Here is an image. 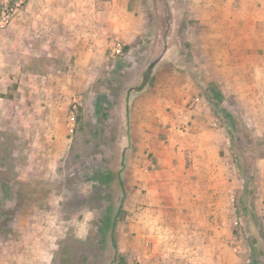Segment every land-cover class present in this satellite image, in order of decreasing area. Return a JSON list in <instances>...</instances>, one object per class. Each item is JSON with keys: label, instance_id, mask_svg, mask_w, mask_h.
<instances>
[{"label": "rangeland", "instance_id": "rangeland-1", "mask_svg": "<svg viewBox=\"0 0 264 264\" xmlns=\"http://www.w3.org/2000/svg\"><path fill=\"white\" fill-rule=\"evenodd\" d=\"M75 1L85 7L100 0ZM192 1L137 0L128 10L139 5L148 11V38L127 44L119 40L123 53L113 56L109 47L105 62L94 68L87 67L86 55H66L64 48L49 54L46 43L35 55L39 43L34 39L30 50L22 49L27 2L8 26H0V80H7L0 88V264L148 260L142 236L148 231L138 230L137 222L147 213L157 218L160 202L168 203L169 195L159 199L141 183L144 161L157 158L142 143L144 92L131 89L158 57L147 76L149 94L188 79L213 114L207 95L218 102L215 92L223 93L225 106L234 113L235 148L228 124L216 119L226 143L221 155L235 172L234 194L227 195L232 212L223 224L228 246L220 249V260L264 264V70L256 64L200 70L198 64L211 67L212 60L201 53L205 42L197 38L186 10ZM194 77L203 82V90ZM36 78L43 80L37 86ZM88 79L93 80L89 86ZM148 131L155 138L156 129ZM157 133L165 139L162 131Z\"/></svg>", "mask_w": 264, "mask_h": 264}, {"label": "crops", "instance_id": "crops-1", "mask_svg": "<svg viewBox=\"0 0 264 264\" xmlns=\"http://www.w3.org/2000/svg\"><path fill=\"white\" fill-rule=\"evenodd\" d=\"M133 3L137 0H100L84 7L75 0H29L22 9V49L30 50L34 39L39 43L35 55L42 53L41 45L46 43L49 54L64 48L66 55H86L88 68L101 66L116 39L127 44L148 38L149 13L139 5L128 10ZM187 4L196 36L205 42L201 53L212 60L211 67L198 64L200 70L251 69L252 64L264 70V0H193ZM41 80L32 81L37 86ZM5 81V77L0 80V88L6 87ZM161 87L154 94H149L147 85L139 92H144L145 103L143 147H150L157 158L144 161L141 183L148 194H159V199L169 195L168 203L160 202L157 218L147 213L137 222L138 230L148 231L142 236L150 254L142 264H224L219 252L228 246L223 234L228 229L223 224L232 212L227 195L234 194L235 172L233 163L221 155L226 147L223 132L217 116L195 94L188 79L178 87ZM131 110L130 106V116ZM152 128L155 138L148 131ZM157 129L165 139L159 138Z\"/></svg>", "mask_w": 264, "mask_h": 264}, {"label": "trees", "instance_id": "trees-1", "mask_svg": "<svg viewBox=\"0 0 264 264\" xmlns=\"http://www.w3.org/2000/svg\"><path fill=\"white\" fill-rule=\"evenodd\" d=\"M150 26H152L151 23H150ZM194 81L199 85L200 89H202L203 82L198 80V79H195V77H194ZM147 83H148V78H147V76H145L143 81L141 82V84L138 85V86L133 87L131 90L133 92H135V93H139V92L144 90V88L146 87ZM212 85H214V84H212ZM215 93H216L215 98L218 100V102L214 101L213 98L210 95H207L208 102H209L211 108L213 109L214 114L217 117H220L224 122H226L228 124L227 125V127H228V135H229V137L231 139V146L233 148H235V147L239 146V143H238V140H237V135H235V133H234V129H231V123H235L234 113L232 111H230L225 106L223 93L222 92H215ZM129 94H130V92H128L127 95H129ZM127 113L129 115V107L127 109ZM252 149H254V148H252ZM236 155L238 156V154H236ZM261 155L263 156L264 153L262 152ZM247 185H248L247 184V179H245V185L244 186L247 187Z\"/></svg>", "mask_w": 264, "mask_h": 264}, {"label": "built area", "instance_id": "built-area-1", "mask_svg": "<svg viewBox=\"0 0 264 264\" xmlns=\"http://www.w3.org/2000/svg\"><path fill=\"white\" fill-rule=\"evenodd\" d=\"M28 0H0V26H8L14 19V16L21 10V7ZM124 44L121 41H114L112 44V55L117 56L123 53Z\"/></svg>", "mask_w": 264, "mask_h": 264}, {"label": "water", "instance_id": "water-1", "mask_svg": "<svg viewBox=\"0 0 264 264\" xmlns=\"http://www.w3.org/2000/svg\"><path fill=\"white\" fill-rule=\"evenodd\" d=\"M161 59V57H158L156 58L155 60H153L147 67L146 71H145V74L146 76H149L151 75L155 65L158 63V61Z\"/></svg>", "mask_w": 264, "mask_h": 264}, {"label": "clouds", "instance_id": "clouds-1", "mask_svg": "<svg viewBox=\"0 0 264 264\" xmlns=\"http://www.w3.org/2000/svg\"><path fill=\"white\" fill-rule=\"evenodd\" d=\"M86 220H87V217H86Z\"/></svg>", "mask_w": 264, "mask_h": 264}]
</instances>
